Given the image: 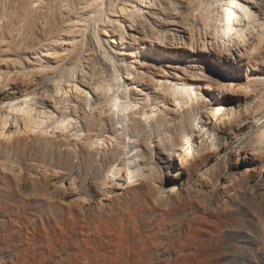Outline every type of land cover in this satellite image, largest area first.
I'll return each instance as SVG.
<instances>
[{
	"label": "rangeland",
	"instance_id": "rangeland-1",
	"mask_svg": "<svg viewBox=\"0 0 264 264\" xmlns=\"http://www.w3.org/2000/svg\"><path fill=\"white\" fill-rule=\"evenodd\" d=\"M174 2L168 0L158 10L161 29L180 26L172 25L180 18ZM102 37L122 73L128 59H146V69L191 76L215 95L223 87L220 100L242 116L223 128L228 142L218 152H204L184 168L179 158L184 131L194 134L210 102L196 107L193 116L170 114L177 127L164 130L163 140L158 136L152 147L149 127L143 122L138 132L130 121L139 140L132 154L138 151L152 172L126 189L116 188L110 173L117 161L128 168L122 150L93 152L76 142L67 148L52 138L0 146V159L7 163L0 168V264H264V145L254 136L260 129L246 134L264 102V36L237 63L224 49L201 50L200 45L180 50L178 57L170 52L167 58L141 42L126 56L129 45H120L117 38L123 50L116 49ZM88 46L92 64L103 68L98 72L114 79L113 67L99 60L94 37ZM7 95L0 90V100ZM101 127L96 130L101 135L115 134L118 124L108 119ZM55 169L62 172L61 179L54 176Z\"/></svg>",
	"mask_w": 264,
	"mask_h": 264
},
{
	"label": "bare ground",
	"instance_id": "bare-ground-1",
	"mask_svg": "<svg viewBox=\"0 0 264 264\" xmlns=\"http://www.w3.org/2000/svg\"><path fill=\"white\" fill-rule=\"evenodd\" d=\"M167 1L0 0V60L10 59L0 61V90L8 91L0 100V146L13 148L12 142L25 138H52L67 148L76 142L93 152L122 150L128 168L117 161L110 173L116 188L126 189L136 186L140 178H149L152 172L138 151L132 154L139 140L130 131L129 122H135L138 132L143 122L149 127L148 145L152 147L158 136L162 139L164 130L177 127L171 123L170 114L193 116L196 107L210 102V108L197 119L194 134L184 131L180 166H188L204 152H218L228 142L223 128L242 116L241 110L226 107L220 100L224 88L215 95L191 76H173L163 68L152 72L146 69L150 63L138 57L126 61L129 65L124 74L102 36L116 49L129 45V51L123 53L126 56L133 55L130 48L141 42L167 58L170 52L178 57L180 50L200 45L201 50L224 49L237 63L250 45L258 48L262 43L264 0H175L174 11L179 10L175 15L178 13L180 21L173 19L172 25L180 26L164 30L158 10ZM90 36L97 41L102 65L113 67L114 79H106L105 73L98 72L103 68L92 64ZM163 64L177 67L175 63ZM88 112L97 120L90 119ZM108 119L118 124L115 134L101 135L96 130L103 129ZM263 124L264 102L246 129V134L260 129L254 136L264 145ZM6 165L0 159V168ZM54 176L63 177L59 169ZM75 184L72 180L71 186Z\"/></svg>",
	"mask_w": 264,
	"mask_h": 264
}]
</instances>
